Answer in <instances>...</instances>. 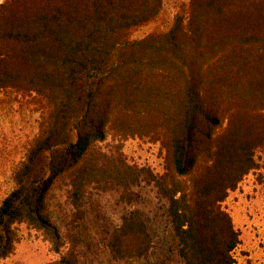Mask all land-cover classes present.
I'll use <instances>...</instances> for the list:
<instances>
[{
	"label": "trees",
	"instance_id": "1",
	"mask_svg": "<svg viewBox=\"0 0 264 264\" xmlns=\"http://www.w3.org/2000/svg\"><path fill=\"white\" fill-rule=\"evenodd\" d=\"M0 91L38 114L0 201V264L21 228L58 255L49 264H81L84 199L112 190L128 204L141 184L163 202L181 264H235L222 203L264 171V0H5ZM128 140L158 144L160 171L128 157ZM60 183L74 210L64 235L47 205ZM107 248L115 260L151 251L136 212Z\"/></svg>",
	"mask_w": 264,
	"mask_h": 264
},
{
	"label": "rangeland",
	"instance_id": "2",
	"mask_svg": "<svg viewBox=\"0 0 264 264\" xmlns=\"http://www.w3.org/2000/svg\"><path fill=\"white\" fill-rule=\"evenodd\" d=\"M4 1L0 0V4ZM146 32L145 28L136 35ZM37 121L38 114L28 99L0 91V201L13 187V169L24 158L28 143L37 132ZM115 143L117 139L107 138L106 144ZM123 151L138 165L160 171L162 158L158 144L128 140L123 143ZM134 191L135 198L128 204L121 202L112 190L93 192L84 199L81 264H181L163 202L150 185L141 184ZM47 205L50 218L61 234L70 232L74 210L67 199V185L60 183L50 193ZM222 208L239 234V245L233 254L235 264H264V171L247 175L228 195ZM132 212L146 225L152 249L139 259L115 260L107 248L110 234ZM57 259L58 255L40 234L21 228L20 241L5 264H49Z\"/></svg>",
	"mask_w": 264,
	"mask_h": 264
}]
</instances>
